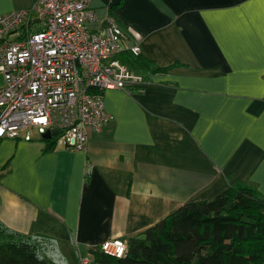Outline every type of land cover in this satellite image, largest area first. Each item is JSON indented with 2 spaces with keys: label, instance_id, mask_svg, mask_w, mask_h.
I'll list each match as a JSON object with an SVG mask.
<instances>
[{
  "label": "crops",
  "instance_id": "obj_1",
  "mask_svg": "<svg viewBox=\"0 0 264 264\" xmlns=\"http://www.w3.org/2000/svg\"><path fill=\"white\" fill-rule=\"evenodd\" d=\"M36 1L0 0V14ZM120 1L91 0L89 29L112 18L156 65H180L105 91L112 120L83 150L45 152L35 129L0 139V220L56 238L64 264H100L91 248L234 181L264 196V0Z\"/></svg>",
  "mask_w": 264,
  "mask_h": 264
},
{
  "label": "built area",
  "instance_id": "obj_2",
  "mask_svg": "<svg viewBox=\"0 0 264 264\" xmlns=\"http://www.w3.org/2000/svg\"><path fill=\"white\" fill-rule=\"evenodd\" d=\"M90 1L37 0L30 10L0 14V138L62 130L67 147L83 150L112 120L105 91L144 90L143 75L120 59L142 55L141 45L112 18L104 32L89 29ZM101 248L122 257L128 243L112 239Z\"/></svg>",
  "mask_w": 264,
  "mask_h": 264
},
{
  "label": "trees",
  "instance_id": "obj_3",
  "mask_svg": "<svg viewBox=\"0 0 264 264\" xmlns=\"http://www.w3.org/2000/svg\"><path fill=\"white\" fill-rule=\"evenodd\" d=\"M121 0L118 5H121ZM120 59L143 77L168 73L180 63L162 67L144 55L126 51ZM145 79V78H144ZM44 151L56 148L62 130L53 131ZM122 257L101 246L90 252L100 264H264V196L256 187L234 181L212 199L181 205L160 222L127 241ZM58 240L18 232L0 220V264L64 263Z\"/></svg>",
  "mask_w": 264,
  "mask_h": 264
},
{
  "label": "rangeland",
  "instance_id": "obj_4",
  "mask_svg": "<svg viewBox=\"0 0 264 264\" xmlns=\"http://www.w3.org/2000/svg\"><path fill=\"white\" fill-rule=\"evenodd\" d=\"M0 83H2V77L0 76ZM60 143L64 142L61 138L59 139ZM62 253V252H61ZM73 253V251H72ZM64 256V255H63ZM51 264H64V263H58L56 261H52Z\"/></svg>",
  "mask_w": 264,
  "mask_h": 264
},
{
  "label": "water",
  "instance_id": "obj_5",
  "mask_svg": "<svg viewBox=\"0 0 264 264\" xmlns=\"http://www.w3.org/2000/svg\"><path fill=\"white\" fill-rule=\"evenodd\" d=\"M53 134H56V132L47 131V133L44 135V137L45 138H52Z\"/></svg>",
  "mask_w": 264,
  "mask_h": 264
},
{
  "label": "bare ground",
  "instance_id": "obj_6",
  "mask_svg": "<svg viewBox=\"0 0 264 264\" xmlns=\"http://www.w3.org/2000/svg\"><path fill=\"white\" fill-rule=\"evenodd\" d=\"M1 139V138H0Z\"/></svg>",
  "mask_w": 264,
  "mask_h": 264
}]
</instances>
